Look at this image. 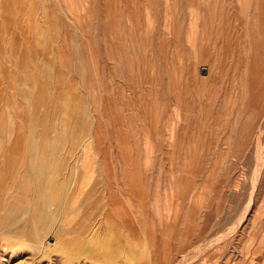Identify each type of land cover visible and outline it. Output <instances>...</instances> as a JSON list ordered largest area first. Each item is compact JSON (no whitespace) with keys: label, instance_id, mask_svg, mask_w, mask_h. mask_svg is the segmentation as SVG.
Returning <instances> with one entry per match:
<instances>
[{"label":"rangeland","instance_id":"374dc122","mask_svg":"<svg viewBox=\"0 0 264 264\" xmlns=\"http://www.w3.org/2000/svg\"><path fill=\"white\" fill-rule=\"evenodd\" d=\"M147 262L264 264V0H0V264Z\"/></svg>","mask_w":264,"mask_h":264},{"label":"bare ground","instance_id":"6f19581e","mask_svg":"<svg viewBox=\"0 0 264 264\" xmlns=\"http://www.w3.org/2000/svg\"><path fill=\"white\" fill-rule=\"evenodd\" d=\"M61 198V197H60ZM128 214V213H127ZM122 216V215H121ZM128 216V215H127ZM126 216V217H127ZM129 217V216H128ZM122 217H120V219H121ZM123 219V218H122ZM126 219V218H125ZM124 220V219H123ZM122 220V221H123ZM118 222V221H117ZM130 223H128V225H129ZM116 225V224H115ZM117 226V225H116ZM127 226V225H126ZM105 228V227H104ZM116 228V227H115ZM128 228V227H127ZM118 229V228H117ZM121 229V228H120ZM125 230V229H124ZM115 231V230H114ZM125 233V232H124ZM129 236V235H128ZM93 237V236H92ZM77 238V237H76ZM70 239V238H69ZM99 242V241H98ZM103 243V242H102ZM65 244V243H64ZM72 244V243H71ZM118 244V243H117ZM116 245V244H115ZM119 245V244H118ZM118 245H116V246H118ZM123 245V244H122ZM111 246V245H110ZM115 247V246H114ZM103 248V247H102ZM120 248V247H119ZM112 249V248H111ZM104 250V249H103ZM123 250V249H122ZM108 251H106V253H107ZM126 252V251H125ZM114 253V252H113ZM127 253V252H126ZM111 254H112V251H111ZM109 255V254H108ZM114 255V254H113ZM115 255H117V254H115ZM111 256V255H110ZM113 257V256H112ZM128 257V256H127ZM133 258V257H132ZM118 260V259H117ZM129 260V259H128ZM132 260V259H131ZM130 260V261H131ZM170 260V259H169ZM120 261V260H119ZM115 262V261H114ZM133 262V261H132ZM136 263V262H135ZM134 263V264H135ZM138 263V262H137ZM148 264H149V262H147ZM127 264V263H126ZM131 264H133V263H131Z\"/></svg>","mask_w":264,"mask_h":264}]
</instances>
